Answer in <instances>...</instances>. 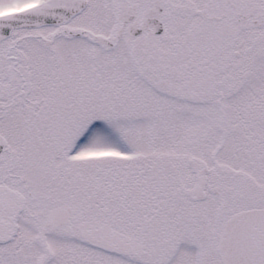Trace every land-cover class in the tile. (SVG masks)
Here are the masks:
<instances>
[{
  "label": "snow or ice",
  "instance_id": "1",
  "mask_svg": "<svg viewBox=\"0 0 264 264\" xmlns=\"http://www.w3.org/2000/svg\"><path fill=\"white\" fill-rule=\"evenodd\" d=\"M0 264H264V0H0Z\"/></svg>",
  "mask_w": 264,
  "mask_h": 264
}]
</instances>
